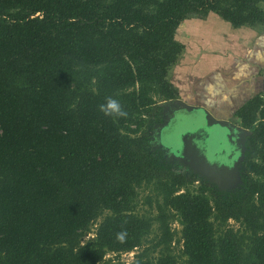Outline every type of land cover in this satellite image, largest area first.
I'll use <instances>...</instances> for the list:
<instances>
[{
    "label": "trees",
    "instance_id": "trees-1",
    "mask_svg": "<svg viewBox=\"0 0 264 264\" xmlns=\"http://www.w3.org/2000/svg\"><path fill=\"white\" fill-rule=\"evenodd\" d=\"M262 1L0 0V264H264V91L227 111L207 92L215 70L188 91L187 102L249 130L233 189L195 187L149 135L163 122L154 96L178 98L170 71L185 49L174 37L181 21L212 12L264 35ZM108 98L127 115H104ZM141 185L157 197L153 217L134 211ZM135 248L129 262L104 258Z\"/></svg>",
    "mask_w": 264,
    "mask_h": 264
},
{
    "label": "rangeland",
    "instance_id": "rangeland-1",
    "mask_svg": "<svg viewBox=\"0 0 264 264\" xmlns=\"http://www.w3.org/2000/svg\"><path fill=\"white\" fill-rule=\"evenodd\" d=\"M258 5L264 10V1L259 2ZM261 27L262 26L259 25L253 28L258 32ZM238 28L240 29L234 30V27L231 26L230 23L222 20L218 15L212 12H210L207 17H189L181 21L176 29L174 37L184 44L185 49L170 71L171 81L179 92L178 98H176L177 100L184 102L190 101L187 100V95L189 94L188 91L190 85L195 79L205 76L212 70V68H218L217 66H219L220 63H223L222 66L225 67L229 64V60L233 57V54H235V56L238 54L243 55L245 48L237 51H229L230 48L235 49L234 45L244 46L251 40L250 36L242 31L243 28H251L250 26L243 25ZM256 38L257 34L252 39L254 46L256 44ZM260 41L261 36H259V42ZM207 58L210 60L209 62H206ZM245 59L252 60L249 52L246 54ZM234 60L238 61L236 57ZM228 78L230 79V76H228ZM222 84L223 80L220 75V70L218 69L209 82L207 92L217 96L221 91ZM200 88H195L197 93ZM154 99L157 106L161 107L160 114L161 117H163V122L155 124L152 129L149 130L150 148L153 151H156V149L161 150L163 153V159L166 162L185 166V173L195 175L194 179L196 180L193 182L195 187L200 180L206 179L202 175L195 173L183 162L169 158L164 146L177 155H184L186 158L193 155L198 161H204L209 164L225 163L223 161H226L224 159L226 156L229 157L230 152H237V149H234L232 142V131L234 130L231 127H228V125L220 124L217 121H209V119L206 118V111L210 110L205 108L202 104L194 105L189 103L196 107L193 110L188 111L186 108L174 104L173 101L176 99L164 100L158 94L154 96ZM228 120L235 126L238 125L234 118H229ZM165 124L166 126L164 127V130L162 132L159 131V139L157 141L154 132L160 125V127H162ZM228 162H230V160ZM241 163L239 165L240 175L244 170ZM206 181L208 182V180ZM239 184L230 187V189L235 188ZM156 201L157 197L154 195L151 188L146 185H141L136 188L134 211L138 215L153 217L155 214ZM108 213L107 210H104L102 214L91 223L87 231L82 233L80 238L81 244L94 237L96 225L101 218ZM228 224L237 227V223L233 220H230ZM169 225L174 230V237L171 246L179 259L178 261L181 262L183 257L180 253L182 247L179 239L180 225L176 220V213L174 211ZM156 235L157 228L156 224L153 223L143 245H147L148 241L154 239ZM140 249L141 248H135L132 251L122 252L117 255L112 252H106L104 258L112 259V261L129 262Z\"/></svg>",
    "mask_w": 264,
    "mask_h": 264
},
{
    "label": "crops",
    "instance_id": "crops-1",
    "mask_svg": "<svg viewBox=\"0 0 264 264\" xmlns=\"http://www.w3.org/2000/svg\"><path fill=\"white\" fill-rule=\"evenodd\" d=\"M238 29L240 28H234V30ZM242 31L250 36L251 40L248 41L244 46L234 45L235 49L230 48L229 51H237L239 49L245 48L243 55L238 54L235 56V54H233V57L229 60V64H227L225 67L222 66L223 63H220L219 66H217L218 68L212 66L215 67L212 68V70H220V75L223 80L221 91L219 92L221 95L219 96L220 100L218 105L227 111H232L236 107L237 103L249 97L250 94L264 91V76L262 77L257 75L258 70L264 69V35L259 30L258 32L255 31L253 27L243 28ZM256 34L257 38L255 40L256 44L254 46L252 39ZM259 36H261L260 42ZM248 52L252 60L245 59V56ZM235 57L238 59V61L234 60ZM209 61L210 60L207 58L206 62ZM228 76H230V79ZM219 117H222V115H219ZM225 118L229 119L227 117ZM234 119L237 123L238 119L236 117Z\"/></svg>",
    "mask_w": 264,
    "mask_h": 264
},
{
    "label": "water",
    "instance_id": "water-1",
    "mask_svg": "<svg viewBox=\"0 0 264 264\" xmlns=\"http://www.w3.org/2000/svg\"><path fill=\"white\" fill-rule=\"evenodd\" d=\"M174 104L179 105L180 107L186 108L188 111L193 110L196 106H192L187 102L181 101V100H174ZM206 118L209 119V121H217L220 124L228 125V127H231L234 131L233 132V146L234 149L237 151V157L233 160L234 157L232 152L229 153V157L226 156V158L223 161L225 163L221 164H209L206 162L198 161L195 156H189L185 157L184 155H177L170 151L169 148L164 146L165 151H167V156L172 159H176L180 162H183L187 166H189L195 173H198L199 175H202L208 182L214 184L218 189L224 190V189H230V187L235 186L241 182V175L239 171V165L244 157V151H245V137L249 134V130L234 125L232 122H230L228 119L223 117H216L212 112L206 111ZM161 126V125H160ZM156 129L155 137L158 141L159 137V131L166 126V124L162 127ZM223 154V153H222ZM230 160V162H228ZM229 163V164H226Z\"/></svg>",
    "mask_w": 264,
    "mask_h": 264
},
{
    "label": "clouds",
    "instance_id": "clouds-1",
    "mask_svg": "<svg viewBox=\"0 0 264 264\" xmlns=\"http://www.w3.org/2000/svg\"><path fill=\"white\" fill-rule=\"evenodd\" d=\"M99 109L106 116L122 117L127 115V113L121 109L118 101L112 98H108L105 104H101L99 106ZM125 236H126V232L121 231L116 234V239L120 242H123Z\"/></svg>",
    "mask_w": 264,
    "mask_h": 264
},
{
    "label": "flooded vegetation",
    "instance_id": "flooded-vegetation-1",
    "mask_svg": "<svg viewBox=\"0 0 264 264\" xmlns=\"http://www.w3.org/2000/svg\"><path fill=\"white\" fill-rule=\"evenodd\" d=\"M164 130V128L161 130V132ZM171 151V150H170ZM238 153L236 152V153H234L233 155H234V157H233V160H234V158H236L238 155H237ZM232 160V161H233ZM230 165V164H229Z\"/></svg>",
    "mask_w": 264,
    "mask_h": 264
}]
</instances>
